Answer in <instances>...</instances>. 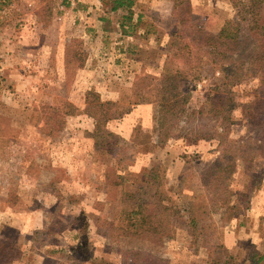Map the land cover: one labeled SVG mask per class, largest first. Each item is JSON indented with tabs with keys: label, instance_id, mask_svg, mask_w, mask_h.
<instances>
[{
	"label": "rangeland",
	"instance_id": "1",
	"mask_svg": "<svg viewBox=\"0 0 264 264\" xmlns=\"http://www.w3.org/2000/svg\"><path fill=\"white\" fill-rule=\"evenodd\" d=\"M111 7V0H0V235L22 250L12 264H264V138L241 108L231 125L199 113L217 95L220 72L205 66L188 37L193 24L218 33L237 20L241 57L251 56L260 50L253 26L264 3L252 11L241 0H135L134 24L125 27V11ZM164 72L192 93L178 117L165 114ZM259 85L247 78L234 98L251 100ZM108 100L112 114L128 112L96 131ZM215 161L229 163L237 190L259 182L235 217L214 210L216 189L202 184ZM156 165L165 202L178 210L171 231L123 235L124 190L132 202L153 197L158 183L143 180Z\"/></svg>",
	"mask_w": 264,
	"mask_h": 264
},
{
	"label": "trees",
	"instance_id": "2",
	"mask_svg": "<svg viewBox=\"0 0 264 264\" xmlns=\"http://www.w3.org/2000/svg\"><path fill=\"white\" fill-rule=\"evenodd\" d=\"M243 6L250 8L252 11L255 3H264V0H241ZM113 11H125L122 15V26L125 27L127 23L131 25L133 23L135 0H111ZM176 8V5H175ZM174 12H176L174 10ZM143 19V14L139 15L138 21ZM186 18L180 19V23L184 24ZM193 34H189L190 42L195 45L196 54L199 57H203L205 66L211 68L212 72H220V76L216 77V84L213 89L217 95L213 96V99L208 100L204 104V109L199 111L204 115H210L214 117H220L222 124L230 121V125L233 124V118L231 113L236 109L241 108L244 118L250 123L251 130H256L258 134L264 138V18L257 16L255 24L253 26V34L256 44L260 47V50L246 58L241 57L242 51V37H241V24L237 20H229L221 28L218 33H210L203 30L202 27L193 24ZM189 47L187 43L185 48ZM188 56H197L192 53V50L188 51ZM181 53V51H180ZM163 75V102L165 108V114L168 117L169 114L178 117L185 105L189 103L192 97L191 91L180 90L178 85V77L176 74L164 72ZM249 77L260 78V85L254 90V96L247 102H238L235 98V86L241 84ZM194 79H202L200 74L194 75ZM220 93H226V96H220ZM228 95V96H227ZM115 105L114 101L108 100L100 102V112L96 115V131H100L105 127L107 122L118 116L128 112V110H115L112 114V107ZM72 107V104H70ZM72 113V111L70 112ZM222 133V132H221ZM264 157V150L262 151ZM229 163L223 166L219 161L213 162L201 173L202 184L206 187H212L216 189L214 196L210 201L214 204V210L220 208H227L230 217H235L241 214L242 210L248 209L250 202L252 201L253 194L257 188H259L260 174L254 173V182H258V185L252 182L249 188L237 190L233 187L232 181L229 179L233 175L232 169H230ZM163 167L156 165L151 169V177L145 174L143 182L155 181L158 183L156 186V193L154 194V200L150 198H137L136 202L133 201V194L124 190L123 202L124 207L120 217V221L123 223V235L137 236L141 231H147L154 234L166 235L171 231L173 218V212H178L175 205L169 206L166 204V200L170 197L167 196L161 190V172ZM160 173V175H159ZM120 177V176H119ZM149 177V180H146ZM121 182L119 184H125V178L120 177ZM132 199V200H131ZM208 197L205 196L204 203L197 205L193 202L192 207L195 210L192 213L193 220H196L200 215V207H204L208 204ZM84 232V238L87 235ZM80 247H86L85 243L80 244ZM22 257V250L18 248L16 243L9 241L0 235V264H12L13 261ZM264 258V256H261ZM208 264H230L229 260L223 259H210Z\"/></svg>",
	"mask_w": 264,
	"mask_h": 264
},
{
	"label": "crops",
	"instance_id": "3",
	"mask_svg": "<svg viewBox=\"0 0 264 264\" xmlns=\"http://www.w3.org/2000/svg\"><path fill=\"white\" fill-rule=\"evenodd\" d=\"M254 199H255V197H254ZM232 244H233V245H235V244L237 245L236 241H233Z\"/></svg>",
	"mask_w": 264,
	"mask_h": 264
}]
</instances>
